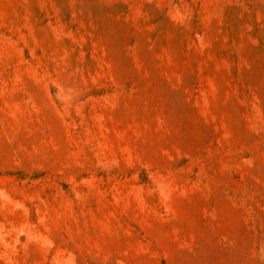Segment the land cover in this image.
I'll list each match as a JSON object with an SVG mask.
<instances>
[{"label":"rangeland","instance_id":"374dc122","mask_svg":"<svg viewBox=\"0 0 264 264\" xmlns=\"http://www.w3.org/2000/svg\"><path fill=\"white\" fill-rule=\"evenodd\" d=\"M0 264H264V0H0Z\"/></svg>","mask_w":264,"mask_h":264}]
</instances>
